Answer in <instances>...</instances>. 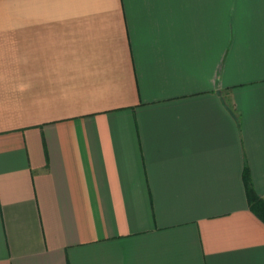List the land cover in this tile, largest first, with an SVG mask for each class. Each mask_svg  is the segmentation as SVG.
<instances>
[{"label":"crops","instance_id":"crops-1","mask_svg":"<svg viewBox=\"0 0 264 264\" xmlns=\"http://www.w3.org/2000/svg\"><path fill=\"white\" fill-rule=\"evenodd\" d=\"M249 190L264 0H0V264H264Z\"/></svg>","mask_w":264,"mask_h":264},{"label":"trees","instance_id":"trees-1","mask_svg":"<svg viewBox=\"0 0 264 264\" xmlns=\"http://www.w3.org/2000/svg\"><path fill=\"white\" fill-rule=\"evenodd\" d=\"M248 194L252 210L264 222V200L261 198L254 197L253 192H251L250 190L248 191Z\"/></svg>","mask_w":264,"mask_h":264}]
</instances>
